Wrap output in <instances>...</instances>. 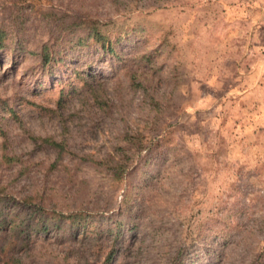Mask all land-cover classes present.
I'll return each mask as SVG.
<instances>
[{
    "label": "rangeland",
    "instance_id": "rangeland-1",
    "mask_svg": "<svg viewBox=\"0 0 264 264\" xmlns=\"http://www.w3.org/2000/svg\"><path fill=\"white\" fill-rule=\"evenodd\" d=\"M47 11L130 32L115 52L66 35L44 69ZM0 27L2 191L83 213L111 244L122 226L112 264H264V0H0ZM122 156L121 182L95 166ZM70 221L29 264L103 263L65 260Z\"/></svg>",
    "mask_w": 264,
    "mask_h": 264
},
{
    "label": "trees",
    "instance_id": "trees-1",
    "mask_svg": "<svg viewBox=\"0 0 264 264\" xmlns=\"http://www.w3.org/2000/svg\"><path fill=\"white\" fill-rule=\"evenodd\" d=\"M45 19H42L49 30V38L38 49H33L30 52L40 57V63L44 69L55 70L56 66L63 62L66 57H63L62 50L60 49L61 41L66 39V35H73L78 31H83L84 36L78 38L76 45H99L107 51L115 52V45L119 44L124 39L125 33L130 30L119 31L116 37L108 33L106 29L111 22H101L97 19L88 17H72L66 13H52L47 11L44 13ZM24 21H21V25L17 26L19 29L16 31H22L24 28ZM17 36L15 47L20 52L27 51L25 46V40L19 34ZM11 33L3 27H0V49L9 46L7 39ZM65 43V42H64ZM75 45V46H76ZM147 56V55H146ZM149 59L150 57L147 56ZM51 146L58 150L59 155L67 150L66 144L63 140L59 141L52 137L43 139ZM16 158L3 154L0 159L1 163L13 162ZM134 159L124 158L117 160L113 157H109L106 160L96 161L95 166L100 168L99 170L109 174L113 180L121 182L124 180V176L128 174L129 165L133 164ZM103 167V168H102ZM136 190H131V194L127 193L126 197H129L127 206L130 207V198ZM66 220L70 221V236L67 237L71 241L68 245L69 250L65 260H69L73 254L74 249H82L83 251H93V248H97L100 252L104 249H108L107 255L104 256L102 264L109 262L112 264L115 254L121 245L122 226L118 227V235L116 234L112 239V244L109 239V235L112 230H109L108 234H95L93 235V229H89L90 221L83 213H70L66 214L56 209L47 207L44 203L34 201L30 198L16 199L5 193L0 189V264H29L28 259L33 254V249L36 243L40 240L51 239L52 236H58L64 229ZM120 225L121 223L118 222ZM117 228L114 229L116 231ZM107 240V241H104ZM60 241L66 242V237ZM95 255L96 259L101 258V253L83 254L80 258H84L85 261H90L89 256ZM99 261H95V264ZM177 264H182V261H178Z\"/></svg>",
    "mask_w": 264,
    "mask_h": 264
}]
</instances>
